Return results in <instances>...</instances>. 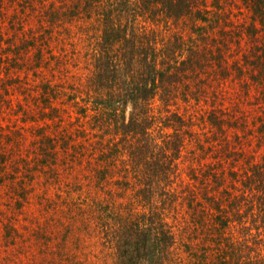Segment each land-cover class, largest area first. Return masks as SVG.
Returning <instances> with one entry per match:
<instances>
[{"label": "trees", "instance_id": "obj_1", "mask_svg": "<svg viewBox=\"0 0 264 264\" xmlns=\"http://www.w3.org/2000/svg\"><path fill=\"white\" fill-rule=\"evenodd\" d=\"M61 6L51 2V23L64 17L86 18L88 26L83 28L101 31L86 87L75 89L66 99H76L81 114L95 111L97 120L107 114L122 133L110 149L98 147L95 179L98 184L116 183L119 193L138 187L139 199L130 203L125 216L120 210L126 205L94 203L106 217L100 230L107 242L103 255L107 264H264V240L257 241L264 233V0H70L68 7ZM132 10L144 17L139 25L127 16ZM31 34L32 42L46 41L36 29ZM246 37L251 41L248 47L241 45ZM231 42L242 53L233 62ZM19 51L15 54L20 58ZM3 53L2 102L17 81L7 83L9 76H2ZM47 64L43 57L37 58L36 63L25 64L26 71L45 76ZM237 70V76L248 71L260 79L263 94L252 115L233 116L219 94L223 76ZM24 83L28 107L54 113L52 100L66 95L54 79ZM246 86L249 83L240 84L248 93ZM83 94L92 105L80 104ZM209 95L215 104H209ZM157 98L171 107L168 116L153 105ZM180 102L187 118L179 112ZM197 121L199 129L194 127ZM167 128L172 132L165 133ZM85 143L80 142L83 150ZM40 148L50 156L49 171L59 180L56 168L67 156L59 157L52 139ZM61 148L66 154L64 145ZM68 202L70 216L79 213H73L77 209ZM165 207L170 210L169 227L160 212ZM174 219L180 220L179 227ZM89 220L83 216L78 223L87 230ZM249 220L256 224L250 230H258L251 243L247 238L234 240L236 231L240 234L249 227Z\"/></svg>", "mask_w": 264, "mask_h": 264}, {"label": "rangeland", "instance_id": "obj_2", "mask_svg": "<svg viewBox=\"0 0 264 264\" xmlns=\"http://www.w3.org/2000/svg\"><path fill=\"white\" fill-rule=\"evenodd\" d=\"M43 1L45 2L34 1L20 5L17 0H0V51L4 52L5 65L2 76H9L7 83L17 80L15 85L11 86L7 99L3 102L0 99V264H107V260L103 258L107 242L102 239L100 230L106 217L99 213L94 203L99 200L104 204L110 203L111 207L126 205L120 210L125 216L130 209V203L139 199L138 187L136 185L126 192L119 193L116 192L117 184L114 182L107 183L102 180V183L98 184L95 179V166L100 152L98 147L104 145L110 149L119 141L122 133L110 124V119L105 116L107 114L97 120L95 111L81 114L76 99H66L75 89L77 91L78 88L80 90L83 86L86 87L89 75L94 70L92 59L99 49L97 43L101 31L96 27H91V30L83 28L88 26L86 18H73L78 23L75 26L73 20L65 17L51 23L48 16V12L53 10L51 2L55 7L61 4L63 7L65 2L66 8L70 0ZM132 12V16H127L133 19L134 26L139 25L141 17H144L136 16L134 10ZM33 29L37 30V34L44 36L42 41H46L42 44L35 40L32 42ZM247 39L248 37L244 38L241 45L250 46L251 41ZM235 44L230 43L234 51L233 56L236 55V58H231L232 62L242 58V53H237V48H234ZM6 48L9 50H5ZM17 51L21 59L16 56ZM37 53H40V56ZM12 57H15L16 61L11 63L9 59ZM41 57L48 61L44 66L47 67L45 76H31L30 72L26 71L25 64L36 63L37 58ZM6 69L8 74L5 73ZM239 72L237 70L223 76L225 78L221 79L219 94L225 103L223 105L228 106L227 111L233 116L252 115L254 103L263 94L259 86L260 79L253 78L248 71L237 76ZM53 79L66 93L64 99L52 100L51 103L57 111L51 113L49 108L42 110L40 106L28 107L30 102L22 88L24 82L33 84L35 80L43 84ZM241 83H249V86L245 87L249 90L248 93L240 87ZM82 97H85V94L80 97L81 105H92L91 101ZM208 98L209 104H215L212 96H206V99ZM157 99L153 105L160 114L168 116L171 107L162 99ZM31 102L33 104V101ZM235 103H240V109H235ZM182 104L183 102H180L179 107ZM182 109L183 107H180L179 112L187 118L186 111ZM194 127L199 129L200 123L197 121ZM171 132L170 128L165 131L168 134ZM50 139L56 145L59 157L67 156L56 168L59 180H55L49 171L50 156L40 150V146H48ZM83 141L86 142L85 150L80 145ZM66 143L70 145L66 146ZM63 145L67 150L66 154L61 152ZM52 147L48 149L52 151ZM94 151L96 153L91 157ZM261 153L258 152V155ZM129 179L133 181V178ZM68 190L70 193L66 192ZM160 199H157V203L162 205ZM68 200H71L72 206L77 209L73 213L79 212L72 217L69 214ZM81 208L82 211H78ZM168 208L165 207L160 212L169 227L171 220L168 218ZM144 210L138 207L139 212ZM83 216L90 219L87 230L85 225L78 223ZM115 217L116 214L112 217V224L116 222ZM172 222L179 227L180 220L174 219ZM253 225L256 224L249 220V227L243 229L244 231L240 230V234L236 231L234 240L237 237L238 241L242 242L247 238L251 243V237L258 232L254 227L250 230ZM261 231H264V228H261ZM260 239L264 240V233L257 241Z\"/></svg>", "mask_w": 264, "mask_h": 264}]
</instances>
